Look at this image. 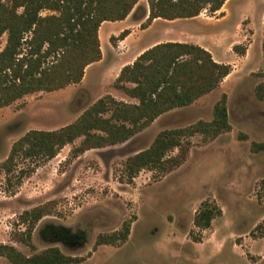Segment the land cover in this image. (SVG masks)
Segmentation results:
<instances>
[{"label": "rangeland", "instance_id": "1", "mask_svg": "<svg viewBox=\"0 0 264 264\" xmlns=\"http://www.w3.org/2000/svg\"><path fill=\"white\" fill-rule=\"evenodd\" d=\"M147 9V0H138L128 21L118 28L135 29L134 34L115 45L104 43L102 61L88 66L79 83L35 91L0 107V163L27 131L69 124L106 94L133 101L114 86L116 73L160 40L143 45L167 27L184 29L209 45L216 58L231 64L232 75L221 91L161 114L123 142L90 148L73 158L79 137L51 159H21L14 174L24 167L33 171L18 186L14 180L8 183L0 171V242L13 244L26 255L58 246L83 258L71 264H264V150L252 149V143L264 142V99L254 93L264 72V0L228 1L224 6L228 13L221 19L225 11L203 10L199 17L160 21L154 34L141 30ZM100 38L104 40L102 29ZM6 39L4 33L0 50ZM134 41L143 46L127 54V46ZM234 45L244 47L245 53H237ZM224 91L231 124L228 132L205 144L199 135L192 137L187 158L170 172L159 175L142 169L127 179L124 164L129 156L147 148L162 130L210 120ZM204 200L214 201L221 214L208 228L200 229L194 216ZM47 201L55 202L54 211L37 222L33 246L17 240L25 230L20 214ZM125 221L131 226L124 243L95 247L99 233L118 230ZM48 225L68 227L85 239L73 244L49 239L42 234ZM0 264L11 263L0 256Z\"/></svg>", "mask_w": 264, "mask_h": 264}, {"label": "trees", "instance_id": "2", "mask_svg": "<svg viewBox=\"0 0 264 264\" xmlns=\"http://www.w3.org/2000/svg\"><path fill=\"white\" fill-rule=\"evenodd\" d=\"M225 0H147L148 15L141 28L155 18L172 20L199 15L203 10H219ZM138 0H0V37L7 39L0 50V107L7 106L35 91H52L79 83L87 65L102 58L98 29L103 21L125 19ZM50 10V14L42 11ZM130 33L124 28L111 35L112 45ZM264 50V39L262 43ZM233 49L244 54L245 49ZM232 70L229 63L217 62L204 47L179 41L159 42L142 51L132 63L125 64L114 80V86L137 102L117 100L110 94L98 98L73 122L54 130L31 129L11 146L0 171L6 181L20 185L33 171L16 167L23 160H48L66 144L82 137L72 149V157L85 150L123 142L143 130L158 116L174 108L192 104L201 96L218 87ZM254 93L264 99V72ZM227 96L223 93L213 106L210 120L199 119L183 127L160 131L145 149L129 156L124 169L132 180L142 169L159 175L180 166L192 146V137L200 136L208 143L231 129ZM254 151L264 150V142L252 143ZM264 186V180H263ZM54 201H47L22 212L19 216L25 230L17 240L33 246L31 236L37 222L53 213ZM221 214L220 207L204 200L194 216V224L206 229ZM130 221L111 232L96 236L95 247L102 244L118 246L130 233ZM42 234L65 244L82 243L80 233L68 227L48 225ZM0 256L11 264H71L82 261L81 256L63 252L58 246H49L26 255L13 244L0 242Z\"/></svg>", "mask_w": 264, "mask_h": 264}, {"label": "crops", "instance_id": "3", "mask_svg": "<svg viewBox=\"0 0 264 264\" xmlns=\"http://www.w3.org/2000/svg\"><path fill=\"white\" fill-rule=\"evenodd\" d=\"M228 1H231V0H225V2H224V4L222 5V7H221L219 10L216 11V12H218V13H220V12H222V11H223V12L225 11V13L223 14V16H221V17L218 18V19L224 18V17L227 15V13H228V9H227V10H224V6L226 5V3H227ZM147 15H148V9H147L146 14H145V16H144V18H143V22L145 21ZM199 16H200V14L197 15V16H194V17H199ZM189 18H192V17H189ZM179 19H182V18H175V19H172V20H168V19H164V18H160V17H159V18H155V19H153V21L150 23V25H149L148 27H146V28H142L141 30H142L143 32H149V33H153V34H154L155 32L157 33V31L154 29V26H155L158 22H160V21H165V22H167V23H173V22H169V21L179 20ZM125 21H128V16H127L125 19H123V20H118V21H108V20H106V21H103V22L100 24L99 29H98V36H99V40H100V48H101V51H102V58H101L99 61H96V62H93V63H99L100 61H102L103 56H104V52H103V44L106 43L107 41H109V37H110L111 35H117L118 32L120 33V31L123 30V28L118 29V28L120 27V24H119V23H124ZM105 25H108V27H107L106 29L103 30V26H105ZM101 29H102V33L104 34V40H102V39L100 38V30H101ZM134 32H135V29H130V33H129L124 39L120 40V42L126 41L128 38H130V37L134 34ZM119 33H118V34H119ZM157 39H160V40H157ZM195 39H196V40H195ZM154 40H157V41L151 43V42L154 41ZM191 40H194V42H191ZM166 41H179V42H189V43H194V44H198V45L204 47L205 49L209 50V51L211 52V54L214 52V51L212 50V48H211L209 45L202 43V42L200 41L199 38H196V37L192 36V34H189L186 30H184V29H180V30H177V31H176V30H173V29H171V28H169V27L165 28L164 31H163V33H161L160 35H158V34L155 35L153 39H151V40H149L148 42H146L145 44H143V45H146L147 43H151V44H149L148 46H146L143 50H141V52L144 51L145 49H147V48H149V47L155 45L156 43H159V42H166ZM109 42H110V41H109ZM139 42H140V41H134V42H133L134 44H132V45L129 44V45L127 46V50H126L127 54H130V53H132L133 51H135L137 48L143 46V45L139 44ZM137 43H138V44H137ZM141 52H139V54H140ZM139 54H138V55H139ZM213 54H214V53H213ZM213 54H212V57H213V59H214L215 61H217V62L227 63V62H224L223 60H221L220 58H216ZM127 56H129V55H127ZM125 57H126V56H124V58H125ZM133 61H134V60H133ZM133 61H131L130 63H132ZM93 63H91V64H93ZM91 64H89V65L86 66L85 71H86L87 67L90 66ZM127 64H128V63H127ZM229 64H230V63H229ZM123 66H124V65H123ZM123 66H122V67H123ZM122 67L119 68V70H118V72L116 73V75L119 74V71H120V69H121ZM232 72H233V70H231V72H230L226 77H224V79L221 81L220 85H219L218 87H216L215 89H213L212 91H214V90H216V91H221L220 89H222L224 81H225L228 77H230V76L232 75ZM116 77H117V76H116ZM212 91H210V92H212ZM210 92H209V93H210ZM124 93H125V92H124ZM209 93H207V94H205V95H208ZM218 93H219V92H218ZM224 93H225V91H224ZM125 94H126V93H125ZM126 95H127V94H126ZM205 95L201 96V97L198 98L197 100H200L202 97H205ZM127 96H129V95H127ZM129 97H130V96H129ZM130 98L133 99V101H128V102H137V99H136V98H133V97H130ZM197 100H196V101H197ZM126 102H127V101H126Z\"/></svg>", "mask_w": 264, "mask_h": 264}]
</instances>
